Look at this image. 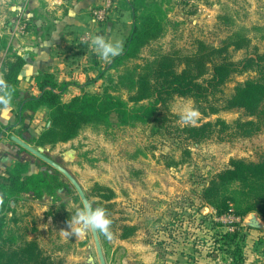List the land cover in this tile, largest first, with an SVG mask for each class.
Instances as JSON below:
<instances>
[{
    "label": "rangeland",
    "instance_id": "obj_1",
    "mask_svg": "<svg viewBox=\"0 0 264 264\" xmlns=\"http://www.w3.org/2000/svg\"><path fill=\"white\" fill-rule=\"evenodd\" d=\"M23 1L0 0V12H5L0 13V37L6 39L0 42V69L5 42H10L9 35L4 34L12 29V20L16 18L9 9L14 2L19 6ZM130 1L133 0H113L108 19L120 17L133 22L127 9ZM148 1L163 5L167 14L166 31L143 47L132 65L144 64L162 54L185 60L203 49L201 45L216 49L227 45L233 61L256 51L264 52V0ZM122 26L120 40L125 45L132 24ZM118 74L110 71L100 82V92L109 89L127 99L126 92L117 91ZM254 77V72L234 76L224 87V96H230L239 83ZM188 108H195L189 98L176 97L169 104L170 114L178 117L174 118L176 125L198 126L217 118L233 122L245 117L239 109L211 117L199 113L195 123L185 124L181 117ZM49 115L50 111L26 112L20 128L12 126L9 135L0 134V185L6 192L12 188L10 172L20 162L30 170L16 176L21 180L39 170H56L12 140L13 136L26 137L34 148L42 147L39 140L51 125ZM5 127L8 126H0ZM176 136L170 130L155 131L151 124L121 127L113 121L109 129L90 126L72 141L43 148L49 158L74 176L90 204L111 196L114 208L107 213L112 220L113 238L109 240L98 232L106 264H159V261L160 264H231L221 240L226 233H239L238 242L243 246L246 260L264 261V229L246 227L244 220L248 215L240 216L235 211L217 215L201 199L204 188L216 174L229 168L232 159L259 161L264 156V131L248 139L212 138L201 144L185 142ZM185 149L190 150V157ZM184 157H187L184 163H173ZM61 175L69 191L13 195L0 192L4 197V205L0 206V245L7 250L17 248L24 241L36 240L55 264H101L92 230L71 237L60 232L68 230L69 219L84 205L70 180ZM123 225H138L139 230L133 237L122 239ZM134 239L137 240L133 243ZM141 254L150 255L153 260L144 263L138 259ZM6 262L0 257V264Z\"/></svg>",
    "mask_w": 264,
    "mask_h": 264
},
{
    "label": "trees",
    "instance_id": "obj_2",
    "mask_svg": "<svg viewBox=\"0 0 264 264\" xmlns=\"http://www.w3.org/2000/svg\"><path fill=\"white\" fill-rule=\"evenodd\" d=\"M127 9L131 12L133 22L124 50L113 58L100 77L104 78L110 71L118 72L117 91L126 92L128 98L124 99L105 89L103 92L84 93L64 102L63 94L68 84H58L51 73L41 74L37 78L40 95L24 98L18 112V120L23 123L26 112L36 113L43 106L49 109L51 125L42 134L40 146H55L72 141L90 126L109 129L113 121L121 127L151 124L155 131H174L176 137L192 144H201L212 138L248 139L264 131V52L256 51L240 61H233L227 45L219 49L201 45L203 49L185 60L173 54H162L144 64L132 65L139 58L142 48L158 40L166 31L167 14L161 3H150L148 0L130 1ZM108 17L100 23L101 35L105 33L104 27L113 21ZM3 40L6 39L0 37V42ZM7 46L8 42H5L3 50L8 52L2 61L0 72L12 90L11 103H14L20 96V74L27 62L22 55L13 53ZM248 72H254L255 77L239 83L234 92L225 97L224 87L233 77ZM176 97L192 99L195 109L205 117L234 109L243 110L245 117L233 122L217 118L198 126H179L174 122V118L178 117L169 112V104ZM1 107L4 106L0 105ZM11 128L12 126L0 128V134L4 135L3 129ZM24 139L29 141V138ZM184 152L187 157L191 156L190 150L185 149ZM187 157L173 163H184ZM29 171L28 166L18 163L8 178L11 190L6 192L0 185V192L13 195L23 192L42 194L45 190L51 193L69 191L61 173L56 170H39L25 180L16 178ZM106 191L111 192L110 189ZM201 199L212 206L217 215L235 211L238 215L245 216L256 212L264 219V156L259 161L232 159L229 168L216 174L204 188ZM111 201V196H105L100 201L92 202L91 206L93 209L102 207L108 211L114 208ZM121 230L120 238L128 239L138 232L139 226L123 225ZM100 235L103 236L102 233ZM238 236L239 233L221 236L231 264H245L247 261ZM0 257L6 259L5 264H55L54 259L45 254L36 240L24 241L17 248L8 247L7 250L0 245Z\"/></svg>",
    "mask_w": 264,
    "mask_h": 264
},
{
    "label": "crops",
    "instance_id": "obj_3",
    "mask_svg": "<svg viewBox=\"0 0 264 264\" xmlns=\"http://www.w3.org/2000/svg\"><path fill=\"white\" fill-rule=\"evenodd\" d=\"M102 3V0H24L19 6L13 3L9 10L14 11L16 18L11 21L12 29L4 35L10 37L8 48L22 55L27 63L20 74V96L10 107L0 108V125L17 129L22 126L16 122L20 102L27 96L40 95L37 78L44 73L53 74L60 85L68 84L63 94L64 102L84 93L100 92V82L103 83L100 74L113 60H101L90 46L91 39L101 35L102 27L95 21L93 12ZM109 23L112 24L111 30L102 36L120 40L123 39L122 24L130 25L131 21L117 17ZM4 51L5 57L8 50ZM38 111L47 112L49 109L43 106ZM4 132L11 133L9 130ZM138 259L144 263L153 260L146 254H141ZM245 264H264V261L252 258Z\"/></svg>",
    "mask_w": 264,
    "mask_h": 264
},
{
    "label": "clouds",
    "instance_id": "obj_4",
    "mask_svg": "<svg viewBox=\"0 0 264 264\" xmlns=\"http://www.w3.org/2000/svg\"><path fill=\"white\" fill-rule=\"evenodd\" d=\"M90 46L96 51L99 58L109 61L123 52L122 40L106 39L102 35L94 36L90 41ZM12 100V90L0 75V105L5 108L10 107ZM199 112L195 108H188L182 115L185 124L195 123L199 117ZM4 205V197L0 195V206ZM112 220L107 210L102 207L92 208L91 204H84L76 209L75 214L68 221V230H61V234L66 237L83 236L89 230L102 233L107 239L113 238L111 231Z\"/></svg>",
    "mask_w": 264,
    "mask_h": 264
},
{
    "label": "water",
    "instance_id": "obj_5",
    "mask_svg": "<svg viewBox=\"0 0 264 264\" xmlns=\"http://www.w3.org/2000/svg\"><path fill=\"white\" fill-rule=\"evenodd\" d=\"M111 26H112V24L109 23L108 24V30L109 31L111 30ZM12 140H14L17 144L22 146L24 149H26V150L30 151L31 153H33L34 155L38 156L44 162H46L47 164H49L50 166H52L53 168L58 170L60 173L65 175L70 180V182L73 184V186L76 188V190L78 191L83 203L84 204H86V203L90 204L86 194L84 193V190L82 189V187L80 186L78 181L74 178V176L67 169H65L64 167H62L61 165L56 163L54 160L49 158L45 154V149L43 147L34 148L27 141H25V139H21V138H18L16 136H13ZM244 225L248 228H253L256 230L264 229V222L260 219L258 213H256V212H252V213L248 214V216L244 220ZM92 232H93V236H94L95 243L97 246V250L99 253V258H100L101 264H106V260L104 257V253H103L102 245L100 242L99 234L97 231H94V230H92Z\"/></svg>",
    "mask_w": 264,
    "mask_h": 264
},
{
    "label": "built area",
    "instance_id": "obj_6",
    "mask_svg": "<svg viewBox=\"0 0 264 264\" xmlns=\"http://www.w3.org/2000/svg\"><path fill=\"white\" fill-rule=\"evenodd\" d=\"M112 1L113 0H105L102 8H98L94 10L93 14L96 22L102 23L105 21V19L110 14L109 10L111 8Z\"/></svg>",
    "mask_w": 264,
    "mask_h": 264
}]
</instances>
